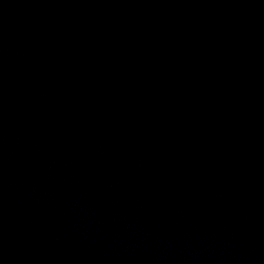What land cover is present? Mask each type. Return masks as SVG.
Listing matches in <instances>:
<instances>
[{"label": "water", "instance_id": "95a60500", "mask_svg": "<svg viewBox=\"0 0 264 264\" xmlns=\"http://www.w3.org/2000/svg\"><path fill=\"white\" fill-rule=\"evenodd\" d=\"M0 264H264V0H0Z\"/></svg>", "mask_w": 264, "mask_h": 264}]
</instances>
